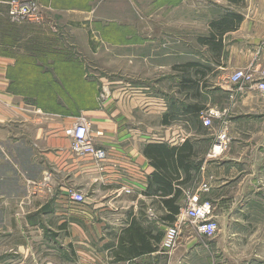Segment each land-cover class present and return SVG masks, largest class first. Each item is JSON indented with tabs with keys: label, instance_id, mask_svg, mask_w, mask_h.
<instances>
[{
	"label": "crops",
	"instance_id": "1",
	"mask_svg": "<svg viewBox=\"0 0 264 264\" xmlns=\"http://www.w3.org/2000/svg\"><path fill=\"white\" fill-rule=\"evenodd\" d=\"M40 1L61 17L86 14L91 27L97 21L92 0L86 7L84 0ZM182 1L158 0L163 7ZM245 3L239 11L243 22L223 37L220 53L200 45L202 62L180 36H165L159 21H141L149 28L157 24L156 31L114 36L107 52V86L78 68L79 54L68 57L73 67L68 69L66 53L54 52L47 64L36 65L19 58L27 53L7 56L0 50V264L55 263L53 236L66 237L63 252L73 256L58 264H204L220 248L236 252L251 231L247 221L264 213V199L258 197L264 153L257 149L264 140V95L230 81L238 70L260 78L264 68V0ZM136 24L125 26L142 27ZM195 64L202 66L203 76L196 75ZM189 79H199L196 89ZM212 109L220 117L208 127L203 116ZM83 121L90 122L96 144L108 152L98 167L72 152L70 131ZM221 131L229 147L212 159ZM159 144L190 149L183 154L188 169L177 155L165 159L173 178L166 194L152 180L160 169L146 153ZM67 188L82 192L85 203L68 205ZM178 190L180 209L195 194L210 200L219 230L208 238L184 223L179 248L166 255L164 202ZM128 229H138L154 251L119 261L118 239ZM221 234L227 237L223 245Z\"/></svg>",
	"mask_w": 264,
	"mask_h": 264
},
{
	"label": "rangeland",
	"instance_id": "2",
	"mask_svg": "<svg viewBox=\"0 0 264 264\" xmlns=\"http://www.w3.org/2000/svg\"><path fill=\"white\" fill-rule=\"evenodd\" d=\"M12 1L14 0H0V28H2V22L4 23L5 20H9L16 26L14 31L17 38L14 39L15 45L11 48L13 53L18 51L22 54L27 52L24 50L27 47L33 50L38 45H42L50 52L46 54L43 60L40 57H34L36 65H40L39 63L47 64L52 58L49 56L54 52L62 55L66 53L65 64H67L68 69L73 68L72 65L68 64L71 61L67 62L68 57L74 53L79 54L82 60L79 61L80 66L78 65V68H83L84 74H87L89 79H95L99 82L101 80V84L106 86L109 65L107 52L111 50L109 41L113 40L114 36H123L130 32L140 34L142 31L145 34L150 30L156 31L155 26H158L157 24H153L149 28L150 26L146 27L141 21H159L162 24H159L161 25L159 30L165 36H180L192 48L197 60L202 62L204 50L198 43V39L208 36L211 21L221 17L228 10L243 12L246 7L245 0H239L236 5L229 0H185V2L181 0L182 2L178 7H172L171 4L163 7L162 2H158V0H92L90 7L94 9L93 19L97 21L91 27L86 20L88 15L85 16V14L80 19H76L74 16L61 17L40 0H35L40 5L35 21L28 17L13 20L10 15L11 6H9ZM83 5L84 7L89 6L88 0H84L81 6ZM129 21L137 22L136 25H142V27H126L125 23ZM89 39L90 44H88ZM93 52L96 54H91ZM148 78L154 79L155 77L149 76ZM215 99L220 101L222 98L217 97ZM261 142V146L257 149L264 153L262 148L264 147V140ZM261 180L260 189L262 190H259L258 197L263 200L264 180ZM233 221L236 222V219ZM189 225L193 227L191 224ZM220 227H226L223 220ZM247 227L251 231L247 232L248 234L244 236L242 242L240 241V247L236 248V252L227 248L226 252L220 248L219 251L213 252L211 254L212 259L204 264H264V213L251 216L250 220L247 221ZM224 236L221 234L217 237L222 245L223 240L227 238ZM65 238L53 236L51 253L52 261L55 262L53 264H58L62 259H73L71 254L63 252L66 248ZM181 238L182 236L180 242ZM23 255L25 254L21 253L20 257L32 260L31 257L27 258L26 256L24 258Z\"/></svg>",
	"mask_w": 264,
	"mask_h": 264
},
{
	"label": "built area",
	"instance_id": "3",
	"mask_svg": "<svg viewBox=\"0 0 264 264\" xmlns=\"http://www.w3.org/2000/svg\"><path fill=\"white\" fill-rule=\"evenodd\" d=\"M9 6H11L10 15L13 20L28 17L30 20L35 21L36 13L40 8L35 0H14ZM230 81L234 85H241V88L244 84L252 85L264 95V68L260 78H256L251 71L238 70L231 76ZM219 117V112L210 110L203 116L204 125L211 126L213 120ZM70 136L72 138V152L77 157L91 158L97 167L107 160L108 152L103 147L98 146L95 138L91 135L90 122L83 121L76 124L70 131ZM229 143L227 133L221 131L213 144L210 158L218 159L228 149ZM202 190L208 191L209 188L207 185H203ZM126 192L131 193V190L127 189ZM63 196L66 198L68 205H81L86 201V196L74 188H67ZM214 210L213 203L210 200H202L200 194L190 196L184 207L180 209L175 223L167 227L162 240V251L166 255H171L176 251L180 243L184 223L194 226L199 234L214 238L219 230L218 223L214 220Z\"/></svg>",
	"mask_w": 264,
	"mask_h": 264
},
{
	"label": "trees",
	"instance_id": "4",
	"mask_svg": "<svg viewBox=\"0 0 264 264\" xmlns=\"http://www.w3.org/2000/svg\"><path fill=\"white\" fill-rule=\"evenodd\" d=\"M232 4H237L239 0H229ZM243 15L239 12L228 10L224 15H222L219 18H216L211 21L209 29L210 32L208 36L206 37H200L198 39V43L201 46H208L211 50L214 52H221L223 49V37L229 33L238 30L239 26L243 22ZM3 26L1 30V45L0 50L1 53L7 56H15L16 53H13L11 50L12 47H14L15 42L14 39L17 38L16 32L14 31V28L16 26L12 24L9 20H5L4 23L2 22ZM14 49V48H13ZM17 50V49H16ZM27 52L25 53L29 54L27 56H20L19 58L25 59V61H30L36 64V60L34 57H40L42 60L45 59L46 54L50 51L44 48L42 45H38L37 48L31 49L30 47H27ZM40 65L42 63H39ZM196 67V75L203 76L202 66L199 64H195ZM188 81L190 84V87L192 89H196V86H198L199 79L193 81L189 79ZM199 93L194 91V96L198 98ZM199 108H197V112L199 113L201 110L198 111ZM167 123V121H165ZM189 149L187 146L175 150V149H169L164 144H159L155 146H150L146 153L147 155H153L154 160L157 161L156 166L160 169L159 173H154L152 176V180L160 186V189L164 194L166 192L171 191V184L173 181L172 176H169V174L166 172L167 164L165 162V159H169L177 155L179 165L183 166L184 168L188 169L190 166L188 164H185L186 157L183 155L186 150ZM190 150V149H189ZM191 153V152H190ZM182 191L178 190L174 198L168 201L164 202L165 208L168 210V214L164 216L163 221L168 224L172 225L175 223L177 216L180 213V205L177 204V199L181 196ZM157 240H160L158 237ZM141 242L143 246L141 248H138L134 243ZM145 239L142 236V233L138 229H128L127 234L121 235L118 239L119 248L116 252V258L119 261H123L126 258H129L133 255L141 256L147 253H151L154 251L155 248H152L149 243L144 244ZM126 244H132V246H127Z\"/></svg>",
	"mask_w": 264,
	"mask_h": 264
}]
</instances>
